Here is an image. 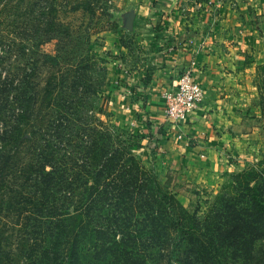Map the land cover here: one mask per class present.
<instances>
[{
    "label": "trees",
    "instance_id": "trees-1",
    "mask_svg": "<svg viewBox=\"0 0 264 264\" xmlns=\"http://www.w3.org/2000/svg\"><path fill=\"white\" fill-rule=\"evenodd\" d=\"M11 42L0 35V264H234L224 259L232 249L245 253L240 264H264L256 240L261 236L250 219L216 214L214 222L224 219L231 230L212 223L219 233H204L197 216L163 193L155 178H141L140 169L136 177L122 176L115 169L119 161H110L109 145L84 139L60 119L53 135L49 128L38 142L31 139L33 131L27 137L26 126L39 116L25 103L32 99L30 106L39 110V91L18 93L25 107L15 116ZM77 106L68 109L74 117L65 121L94 131L93 116L83 111L78 117ZM33 145L34 159L27 161ZM98 156L110 158L96 161ZM256 206L264 219V202Z\"/></svg>",
    "mask_w": 264,
    "mask_h": 264
},
{
    "label": "rangeland",
    "instance_id": "rangeland-1",
    "mask_svg": "<svg viewBox=\"0 0 264 264\" xmlns=\"http://www.w3.org/2000/svg\"><path fill=\"white\" fill-rule=\"evenodd\" d=\"M155 1L0 0V35H9L12 39L9 71L14 114L17 116L25 104L34 118L37 112L38 119L26 126L27 137L32 136L36 142L43 137L40 135L43 129L50 128L48 133L53 135L61 121L84 139L109 145L108 154L114 155L110 161L123 165L122 169L118 163L115 166L122 176L136 177L140 169L141 178L144 173L155 178L163 193L173 196L186 211L197 216L204 233L209 232L207 228L215 232L212 223L221 228L219 231L231 230L224 219L214 222L216 214L231 213L250 219L261 236L256 238L257 244H261L257 247L263 250L264 219L256 213V205L264 202V59L260 58L257 65L247 67L242 73L243 89L248 94L244 102L254 119L247 125L254 127L255 148L243 161L214 178L207 176L201 182L183 180L155 152L139 146L137 135L121 127L116 119L111 107L116 71L121 64H144L152 51L149 34L151 26L155 27L152 23ZM35 64L38 65L36 72ZM28 88L39 91V110L30 106L32 99L25 104L20 100L18 93ZM30 97L27 93L26 99ZM73 101V108L78 104L75 110L78 117L84 112L93 116L94 131L80 123L73 126L65 121L74 117L68 112ZM79 101L86 103L88 110L82 104L79 106ZM49 121L53 124L47 128ZM31 131L36 135H31ZM34 147L30 146L32 151L26 152L27 161H33ZM114 150L119 153L115 154ZM109 158L98 156L96 161H109ZM178 218L175 216V223ZM195 224L190 227L199 226ZM244 256V252L232 249L225 253L224 259L240 264L244 263Z\"/></svg>",
    "mask_w": 264,
    "mask_h": 264
},
{
    "label": "crops",
    "instance_id": "crops-1",
    "mask_svg": "<svg viewBox=\"0 0 264 264\" xmlns=\"http://www.w3.org/2000/svg\"><path fill=\"white\" fill-rule=\"evenodd\" d=\"M155 2L153 49L144 64L117 68L111 107L145 151H154L183 180L201 182L255 148L242 73L264 59V0ZM185 68L205 93L188 123L174 125L165 118L162 93Z\"/></svg>",
    "mask_w": 264,
    "mask_h": 264
},
{
    "label": "built area",
    "instance_id": "built-area-1",
    "mask_svg": "<svg viewBox=\"0 0 264 264\" xmlns=\"http://www.w3.org/2000/svg\"><path fill=\"white\" fill-rule=\"evenodd\" d=\"M205 87L191 69L181 70L176 85L164 90L165 118L174 125H186L203 101Z\"/></svg>",
    "mask_w": 264,
    "mask_h": 264
}]
</instances>
